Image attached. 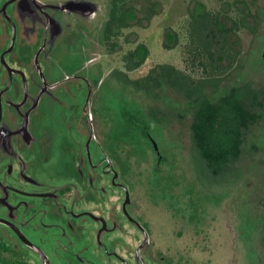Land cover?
Listing matches in <instances>:
<instances>
[{"label":"flooded vegetation","instance_id":"obj_1","mask_svg":"<svg viewBox=\"0 0 264 264\" xmlns=\"http://www.w3.org/2000/svg\"><path fill=\"white\" fill-rule=\"evenodd\" d=\"M99 14L95 1L0 0L5 264L163 260L150 250V228L118 163V129L102 127Z\"/></svg>","mask_w":264,"mask_h":264},{"label":"rangeland","instance_id":"obj_2","mask_svg":"<svg viewBox=\"0 0 264 264\" xmlns=\"http://www.w3.org/2000/svg\"><path fill=\"white\" fill-rule=\"evenodd\" d=\"M85 1L97 2L100 14L94 20L104 24L108 0ZM150 1L155 2V13L149 20L145 14ZM197 2L221 10L222 26L242 19L239 30L228 34L235 63L218 89L207 92L210 98L249 84L264 105V0L139 1L129 18V43L123 50L143 43L148 53L129 78L143 77L157 63L185 67L183 41L174 44L171 30L179 31ZM95 47V60L104 71L100 102L108 116L102 120L105 134L120 128L124 112L145 119L154 142L132 131L125 140L118 138L116 153L124 177L132 182L138 213L150 228V250L162 256L160 264H264V106L255 107L258 115L244 130L237 161L213 176L192 142L194 102L162 80L151 91L124 84L111 73L122 68L124 51L110 53L96 42ZM142 56L139 52V59ZM0 264H5L1 258Z\"/></svg>","mask_w":264,"mask_h":264},{"label":"trees","instance_id":"obj_3","mask_svg":"<svg viewBox=\"0 0 264 264\" xmlns=\"http://www.w3.org/2000/svg\"><path fill=\"white\" fill-rule=\"evenodd\" d=\"M139 1L108 0L101 33L102 44L108 52H123L124 45L129 43V18ZM154 5L155 2L151 1L146 5L148 14H145V18L150 20L155 13ZM221 12L197 2L194 12L189 11L180 22L179 31L171 30L174 44L180 38L183 41V69L169 63H157L143 77L129 78L128 73L136 70L148 53L146 46L139 43L123 52L120 57L122 68L112 71V75L124 84L143 91H151L162 80L184 98L194 102L190 122L192 142L206 172L213 176L221 175L237 161L244 130L257 118L255 107L257 104L264 106L257 102V91L249 84L237 86L223 97L210 98L207 93L218 89L235 63L228 34L239 30L242 19H230V26H222ZM139 52L143 54L140 59ZM223 58L226 64L220 63ZM120 116L122 125L117 127V140H125L132 131H139L147 142H153L145 119L124 112Z\"/></svg>","mask_w":264,"mask_h":264},{"label":"water","instance_id":"obj_4","mask_svg":"<svg viewBox=\"0 0 264 264\" xmlns=\"http://www.w3.org/2000/svg\"><path fill=\"white\" fill-rule=\"evenodd\" d=\"M70 6H74V5H76V6H78L77 4H75V2H73V1H70ZM93 3V2H92ZM96 4H97V2H95ZM94 4V3H93ZM86 5H88V2H86ZM91 5V4H90ZM95 10V9H94ZM262 58L264 59V49H263V51H262ZM154 148H155V145H154ZM156 149V148H155Z\"/></svg>","mask_w":264,"mask_h":264}]
</instances>
